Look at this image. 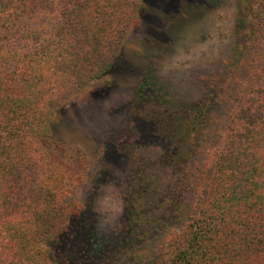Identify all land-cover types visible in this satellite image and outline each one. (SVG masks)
<instances>
[{"label":"trees","instance_id":"trees-1","mask_svg":"<svg viewBox=\"0 0 264 264\" xmlns=\"http://www.w3.org/2000/svg\"><path fill=\"white\" fill-rule=\"evenodd\" d=\"M249 2L252 35L241 57L248 55L250 68L241 66L237 89L223 92L227 109L219 114L196 100L184 106L188 127L204 126L200 150L181 155L186 138L176 123L167 124L176 162L175 180L166 181L167 218L177 225L154 256L149 237L161 220L150 211L159 196H144L152 181L144 175L125 231L112 246L95 240L92 256L126 251V264H264V0ZM144 6L0 0V264H59L45 244L84 211L70 185L87 180L88 159L56 138V118L114 69ZM147 92L145 83L140 96ZM77 154L80 174L62 157ZM139 239L146 247L136 248Z\"/></svg>","mask_w":264,"mask_h":264},{"label":"rangeland","instance_id":"rangeland-1","mask_svg":"<svg viewBox=\"0 0 264 264\" xmlns=\"http://www.w3.org/2000/svg\"><path fill=\"white\" fill-rule=\"evenodd\" d=\"M143 1L139 21L114 69L87 93L72 99L56 118V138L82 149L88 159L87 180L78 184L75 179L70 185L84 211L45 244L56 253L59 264H126L130 252L109 256L106 252L96 258L88 248L95 240L112 246L125 231L133 203L140 200L144 175L152 177L144 196L148 200L159 196L150 211L161 220V228L152 227L149 237L156 256L177 225L167 218L165 192L176 163L170 160L175 151L167 124L176 123L186 138L179 148L181 155L199 151L204 126L189 128L191 116L184 106L196 100L211 104L221 114L227 109L223 92L236 90L242 78L236 71L241 66L250 68L248 55L241 57L254 21L249 0ZM260 20L264 21V12ZM145 83L148 92L140 96ZM62 157L80 174L79 154L73 159ZM145 209L138 213H147ZM146 242L139 239L136 248L142 249Z\"/></svg>","mask_w":264,"mask_h":264}]
</instances>
